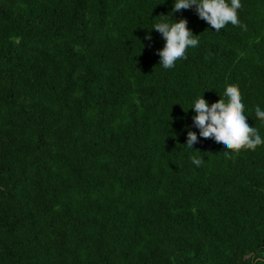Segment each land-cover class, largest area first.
<instances>
[{
	"label": "trees",
	"instance_id": "trees-1",
	"mask_svg": "<svg viewBox=\"0 0 264 264\" xmlns=\"http://www.w3.org/2000/svg\"><path fill=\"white\" fill-rule=\"evenodd\" d=\"M172 2L0 0V264H264V145L226 156L188 109L236 86L264 137V0L174 13L199 45L164 69Z\"/></svg>",
	"mask_w": 264,
	"mask_h": 264
},
{
	"label": "clouds",
	"instance_id": "clouds-1",
	"mask_svg": "<svg viewBox=\"0 0 264 264\" xmlns=\"http://www.w3.org/2000/svg\"><path fill=\"white\" fill-rule=\"evenodd\" d=\"M195 9L200 19L211 26L214 31H219L231 24L234 27H242L238 18V10L241 9V0H173L170 21L161 20L151 29L156 30L162 37L164 44L157 50L159 64L164 69L173 68L178 59L185 56L188 48L199 45L197 35L187 27V20L173 19V14L182 9ZM150 40L151 36L146 35ZM224 99H219L209 104L202 94L199 95L188 109L194 110L192 121L199 130L202 138H211L222 147L227 156V150L239 151L241 149L255 150L264 145V137L258 130L250 127L246 122L248 116L245 113V104L242 102V94L238 87L228 85L224 89ZM255 116L264 122V109L255 107ZM198 140L197 133L187 130L186 146L192 149V145ZM192 163L199 167L203 163L202 158H193Z\"/></svg>",
	"mask_w": 264,
	"mask_h": 264
}]
</instances>
